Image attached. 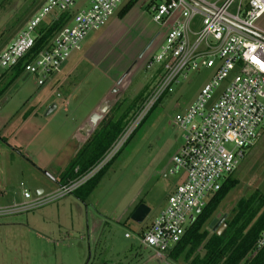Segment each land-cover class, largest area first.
<instances>
[{"label":"rangeland","instance_id":"1","mask_svg":"<svg viewBox=\"0 0 264 264\" xmlns=\"http://www.w3.org/2000/svg\"><path fill=\"white\" fill-rule=\"evenodd\" d=\"M90 1L75 0L69 13L86 9ZM40 4L41 0H0V50ZM145 5L146 0H138L122 19L113 15L98 31L88 33L80 51L66 61L75 67L64 80L58 73L40 87L32 76L25 74L15 79L9 74L4 79L0 76V185L3 187L0 203L20 197L21 189L32 195L37 188L43 193L56 189L44 172L56 179L53 170L60 155L64 157L70 149L83 144V134L78 133V141L74 140V134L78 127L83 128L102 99H106L110 108L119 104V109L113 111L116 118L144 88L147 101L159 71L146 70L145 58L158 52V42L166 28L151 21ZM233 8L234 5L229 11ZM211 72L201 69L189 73L185 81L173 86L152 108L141 107L124 127L121 149L102 160L110 165L86 199V207H80L79 216L78 211L70 213L75 218L72 225L68 216L66 221L60 212V203L68 204L72 195L27 214L0 218V264H183L181 256L172 262L166 254L160 261H149L151 253L143 247L134 262V251L139 248L136 230L157 215L156 207L164 195L162 187L175 179L161 178L182 144L173 118L195 100ZM63 100L67 105H62ZM51 106L54 108L45 115ZM259 132V138L245 151L232 174L237 185L212 218L218 221L224 216L215 232L222 229L238 200L245 199L255 189L264 194V124ZM138 203L149 209L142 224L130 220L125 225L118 223L125 217L129 219ZM31 214L37 218V224L30 230L6 225L16 219L23 223V218ZM36 231L39 234H34ZM124 232L128 239L123 238ZM88 235L90 241L86 240ZM130 247L135 249L128 251Z\"/></svg>","mask_w":264,"mask_h":264},{"label":"built area","instance_id":"2","mask_svg":"<svg viewBox=\"0 0 264 264\" xmlns=\"http://www.w3.org/2000/svg\"><path fill=\"white\" fill-rule=\"evenodd\" d=\"M74 1L41 0L25 25L0 51V72L26 59L23 74L32 76L37 86L45 85L80 51L86 35L103 27L127 0H91L86 9L75 12L67 25L34 52L40 29L59 14L69 12ZM193 1L200 8L188 0H146L145 5L151 21L166 28L158 52L145 58L146 70L159 71L143 103L145 108H152L173 86L185 81L189 73L201 69L213 71L195 100L173 118L182 144L161 178L181 177V180L136 239L139 246L150 251L149 259L156 261L164 259L207 198L235 171L245 151L259 138V129L264 124V39L225 22L258 33L256 23L264 14V0ZM124 130L101 161L83 176L49 193L36 195L34 191L32 195L21 189L20 197L0 203V218L27 214L71 195L103 167L106 162L102 160L108 154L120 148ZM255 245L257 249L264 246V229Z\"/></svg>","mask_w":264,"mask_h":264},{"label":"trees","instance_id":"3","mask_svg":"<svg viewBox=\"0 0 264 264\" xmlns=\"http://www.w3.org/2000/svg\"><path fill=\"white\" fill-rule=\"evenodd\" d=\"M137 1L127 0L115 13L116 18L122 19ZM71 16L69 12L61 13L43 30L40 29L41 32L33 51L37 52L41 49L59 29L68 24ZM27 62L26 59L21 60L14 68L0 72V76L2 79L7 74L11 75L12 79L21 76L23 65ZM144 91L145 88L132 99L118 118L113 111L119 109V104H115L116 106L108 110L83 144L59 171L53 181L56 186H63L74 181L101 161L121 135L124 127L141 109L145 101ZM109 165L110 163L104 165L71 195L79 201H84L94 190ZM232 174L224 180L217 192L207 198L204 207L184 230L178 242L165 253L170 261L175 262L181 256L183 264H264V246L257 249L255 245L258 235L264 229V194L258 189L252 191L245 199H240L235 203L234 208L228 214L229 218L224 221L219 232L208 230V224L221 202L237 185L238 181L232 177Z\"/></svg>","mask_w":264,"mask_h":264},{"label":"crops","instance_id":"4","mask_svg":"<svg viewBox=\"0 0 264 264\" xmlns=\"http://www.w3.org/2000/svg\"><path fill=\"white\" fill-rule=\"evenodd\" d=\"M244 2L243 3H246V1L247 0H243ZM256 29H257V32L259 33V34H261V35H264V14L261 16V18L257 21V23H256ZM160 40H161V38H160ZM158 43H160V41L158 42ZM7 45V44H6ZM5 45V46H6ZM4 46V47H5ZM3 47V48H4ZM2 48V49H3ZM1 49V50H2ZM0 50V51H1ZM68 62V61H67ZM67 62H65L62 66H61V68H60V71L58 72L59 74H60V78H62L63 80L66 78V77H68V74H70V72L71 71H73V69H74V67H75V65H70V64H68ZM77 63H78V60H77ZM211 71V70H210ZM57 73V74H58ZM212 73H213V71L211 72V75H212ZM211 75H210V77H211ZM53 76H55V75H53ZM52 76V77H53ZM51 77V78H52ZM51 78H50V80H51ZM70 98V96H68V97H64V99L65 100H67V99H69ZM65 100H63V101H61V103H62V105L64 104V105H67V102L65 101ZM103 100V99H102ZM101 102V101H100ZM98 106H99V104H98ZM97 106V107H98ZM26 117H24L23 119H25ZM81 128H82V125L80 126V127H78L77 128V131L78 132H75V134H74V140L75 141H78V133L80 132V130H81ZM73 136V135H72ZM86 139V138H85ZM85 141V140H84ZM76 150H77V148H72V149H70V151H69V154L68 155H66V156H62V154L60 155L61 156V159L58 161V165H57V167L56 168H54V170H53V172H56V175L59 173V171H61V169L66 165V163L68 162V160L73 156V154L76 152ZM55 179L54 178H52V182L54 181ZM180 180H181V177H175V179L174 180H169V181H167V184H165L163 187H162V192H163V196H162V198H161V200H160V203H159V205L156 207V214L164 207V205H165V200H166V197H167V195L173 190V188L180 182ZM1 188H3L1 185H0V190L2 191V189ZM36 190H40V192H43V190L41 189V188H37V189H35V191ZM1 191H0V193H1ZM71 196V195H70ZM73 197V196H72ZM88 198V197H87ZM86 198V199H87ZM86 199L84 200V201H79V200H77L75 197H73L72 198V200H70V202H68V204L66 203V202H62V203H60V212H61V214H62V217L64 218V220H66L67 221V216H68V219H69V223H70V225H72L74 222H75V218L72 216V215H70V213L72 212V211H78V213H76V215L77 216H79L80 215V212H81V210H80V207H83V208H85L86 206H85V201H86ZM5 202V201H4ZM6 203V202H5ZM138 204H141V203H138ZM137 207V206H136ZM135 207V208H136ZM134 208V209H135ZM147 208V207H146ZM134 209L130 212V214H129V219L128 218H123L122 219V221L120 222V221H118V223H120L121 225L123 224V225H125L126 223H127V221L128 220H130V215L132 214V212L134 211ZM148 209V208H147ZM84 213H86V215H87V212L86 211H84ZM147 214H149V209H148V213ZM147 216V215H146ZM145 216V217H146ZM24 219V222L22 223L21 221H19L18 219H16V220H14V221H9V222H7V224L6 225H10V228H14V227H17V228H19V229H25V230H27V229H29V228H34V226L37 224V220H35V219H37L36 217L35 218H33V216H32V214L31 215H28V216H25V218H23ZM145 219V218H144ZM144 219H143V221H144ZM127 220V221H126ZM126 221V222H125ZM142 221V222H143ZM125 222V223H124ZM142 222L140 223V224H142ZM24 225V226H23ZM142 226H144V228H142ZM142 226H137V228H138V230H136L138 233L137 234H139V233H142V231L148 226V224H144V225H142ZM135 229H136V227L134 228V231H135ZM30 230V229H29ZM87 233H88V231H87ZM34 234H39V232L38 231H36V232H34ZM126 233L124 232L123 233V238H124V235H125ZM92 237V236H91ZM89 235L86 237V240L88 241L89 240ZM94 238H95V234H93V238H92V242L94 241ZM129 238V237H128ZM128 238H124V239H128ZM90 241V240H89ZM96 244V241L94 242V245ZM138 244V243H137ZM138 249H137V252H136V250L134 251V258H133V260H134V262L136 261V259H137V256H139L140 257V252H142L141 251V249L140 248H142L141 246H139L138 245ZM132 248H134V247H130V248H128V251H133L132 250ZM135 249V248H134ZM144 249V248H143ZM145 251H147V252H149L148 250H146L145 249ZM125 252H127V250L125 251ZM150 253V252H149ZM138 257V258H139ZM149 261H151V260H149Z\"/></svg>","mask_w":264,"mask_h":264},{"label":"water","instance_id":"5","mask_svg":"<svg viewBox=\"0 0 264 264\" xmlns=\"http://www.w3.org/2000/svg\"><path fill=\"white\" fill-rule=\"evenodd\" d=\"M191 4H193L194 6L199 7L198 4H196V2H194L193 0H188ZM200 8V7H199ZM227 24L245 32L248 33L250 35H252L253 37L259 38V39H264V36L258 34V33H254L251 31H247V30H243L241 28H239L238 26L225 21ZM156 38V36H155ZM154 38V39H155ZM153 39V40H154ZM150 44L147 45V47L141 52V54L149 47ZM141 54L138 56L140 57ZM128 73V71H126L123 76L121 78H119V80L116 82V84H119L121 82V80L123 79V77ZM26 77V76H25ZM110 105H107L106 103V99H103L99 105V107H97L94 112H92V114L90 115L89 119L87 120V122H85V124L83 125L82 130L80 131L83 134V137L87 138L90 133L92 132L93 128H95V126L98 124V122L106 115V113L108 112V110L110 109L109 107ZM54 108V106H51L47 112L45 113L48 114L52 109ZM95 112H97L99 114H95ZM44 175L52 180V178L46 173L44 172ZM40 193V190H36L35 194L38 195ZM148 213V209L143 206L142 204L137 205V207L134 209V211L132 212V214L130 215V221L135 223V224H140L143 219L145 218V216ZM224 220V216L216 221V220H211L210 223L208 224V230H210L211 232H215L216 228L223 222Z\"/></svg>","mask_w":264,"mask_h":264}]
</instances>
